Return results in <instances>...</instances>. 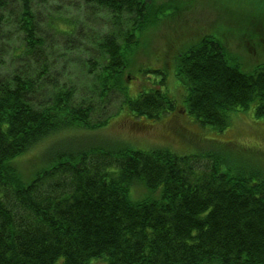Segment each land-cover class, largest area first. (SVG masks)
<instances>
[{
    "label": "trees",
    "instance_id": "trees-1",
    "mask_svg": "<svg viewBox=\"0 0 264 264\" xmlns=\"http://www.w3.org/2000/svg\"><path fill=\"white\" fill-rule=\"evenodd\" d=\"M84 1L94 9L85 13L107 18L105 30L91 27L96 56L81 60L94 96L56 72L70 41L62 56L54 49L55 36L74 37L88 23L61 12L43 29L52 0H0V264H264L263 171L234 168L215 151L86 143L84 131L106 121L92 119L98 103L114 91L136 118L176 105L160 83L137 96L126 84L138 33L159 18L155 0ZM225 48L204 35L176 58L188 110L220 130L238 108L255 104L264 116V64L244 71ZM46 138L26 176L18 159ZM138 184L148 194L133 199Z\"/></svg>",
    "mask_w": 264,
    "mask_h": 264
},
{
    "label": "rangeland",
    "instance_id": "rangeland-1",
    "mask_svg": "<svg viewBox=\"0 0 264 264\" xmlns=\"http://www.w3.org/2000/svg\"><path fill=\"white\" fill-rule=\"evenodd\" d=\"M51 4L42 7L40 23L43 29L48 27L49 16L58 18L61 12L70 20L79 18L88 23L87 29L83 33L79 31L73 38L62 34L55 36L54 49L55 56H62V40L67 38L70 41L68 45H71L67 53H64L70 55L57 58L56 72L62 79L75 84L78 94L94 96L96 93L91 88L92 73L81 60L96 56V44L90 37L93 33L91 27H102L105 30L106 24L101 23L107 18L100 10L96 11L95 16L85 13L86 10L94 9L84 0H52ZM155 4L158 7L153 13L159 18H154L139 31V43L130 55L129 65L125 69L128 81L126 84L130 95L137 96L160 83L162 89L168 90L175 99L176 106L158 118H136L122 104L121 93L114 91L109 100L98 103L92 119L106 121L99 128L84 131L82 136L88 137L86 143L106 140L105 143L110 146H167L182 154L215 151L226 156L234 168H254L264 172V116L255 114V104L246 109L231 111L229 124L222 130L201 125L188 110L185 102L188 89L176 75L178 53L186 51L204 35L220 40L232 61L238 63L242 70L253 72L262 66L264 0H155ZM64 23L63 19L59 21L65 27ZM161 80L164 82L161 83ZM73 133L79 135L80 132L69 130L66 135H74ZM52 139L46 138L37 143L18 159V168L23 174L31 175L28 171L32 163L38 160V155ZM83 139L85 142V138ZM66 144L69 145L68 142ZM22 178L27 180V177ZM135 187L137 191L132 188L130 192L133 199L148 194L147 189L144 190L140 184ZM93 264L105 263L97 261Z\"/></svg>",
    "mask_w": 264,
    "mask_h": 264
}]
</instances>
